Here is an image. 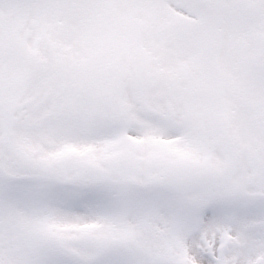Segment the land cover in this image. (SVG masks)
I'll return each mask as SVG.
<instances>
[{"label": "snow or ice", "instance_id": "snow-or-ice-1", "mask_svg": "<svg viewBox=\"0 0 264 264\" xmlns=\"http://www.w3.org/2000/svg\"><path fill=\"white\" fill-rule=\"evenodd\" d=\"M0 264H264V0H0Z\"/></svg>", "mask_w": 264, "mask_h": 264}]
</instances>
